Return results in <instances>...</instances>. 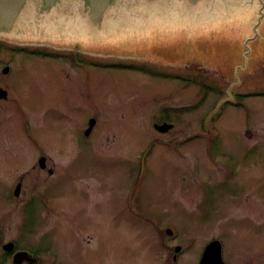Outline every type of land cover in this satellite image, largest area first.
Returning a JSON list of instances; mask_svg holds the SVG:
<instances>
[{
  "label": "rangeland",
  "instance_id": "374dc122",
  "mask_svg": "<svg viewBox=\"0 0 264 264\" xmlns=\"http://www.w3.org/2000/svg\"><path fill=\"white\" fill-rule=\"evenodd\" d=\"M191 5L134 4L101 30L62 13L0 33L24 83L18 108L0 104V253L12 240L39 264H166L157 230L129 213L140 201L173 226L176 264H199L212 239L228 264H264V0ZM165 113L175 126L162 133Z\"/></svg>",
  "mask_w": 264,
  "mask_h": 264
},
{
  "label": "water",
  "instance_id": "95a60500",
  "mask_svg": "<svg viewBox=\"0 0 264 264\" xmlns=\"http://www.w3.org/2000/svg\"><path fill=\"white\" fill-rule=\"evenodd\" d=\"M191 6H196L205 0H182ZM148 2V5H157L163 0H0V33L9 34L19 24L26 20L39 16L69 13L84 19L86 22L94 24L98 30L102 29L103 23L110 18L111 14L120 13L134 4ZM8 68H5V72ZM0 90H2L0 88ZM0 93V96L6 95V91ZM96 124V119L89 120V126L85 131L88 135ZM174 126L173 123H155L154 127L160 132H167ZM45 158H41L42 166H45ZM52 172V170H50ZM21 186L17 185L14 195L19 196ZM172 234V230L169 229ZM6 251H12L15 247L13 241L3 245ZM178 246L176 251L179 252ZM176 259V255L174 257ZM14 264H22L27 261L34 264L39 261L38 256H34L27 250H18L13 257ZM200 264H226L222 256V243L219 240L211 241L204 249Z\"/></svg>",
  "mask_w": 264,
  "mask_h": 264
},
{
  "label": "flooded vegetation",
  "instance_id": "af4514ba",
  "mask_svg": "<svg viewBox=\"0 0 264 264\" xmlns=\"http://www.w3.org/2000/svg\"><path fill=\"white\" fill-rule=\"evenodd\" d=\"M4 40V39H1ZM2 44L0 43V46ZM15 51L14 48H9L7 45L1 49L0 47V88L4 91H6V95L4 96H0V104H1V108H18L19 105H21V100L19 99V97H17L16 95L20 96V92L19 89L23 86L24 83L20 82V79L16 78L15 74V69H14V64L16 63L17 59H16V54H14L13 52ZM26 51V49H25ZM39 52V49L38 51ZM26 58L24 59V62L27 61V59L29 58L28 55H30V57L35 56L34 53L31 54H25ZM43 57H46L43 56ZM74 60H77L76 56H74ZM5 68H8V71L5 72ZM46 74V72H45ZM35 80V79H34ZM2 90H0V93H4ZM23 129L25 132L26 137L28 138V142L31 145V147L33 148L34 151V155L36 157V162H39V166L37 165L35 166L40 172H46V165L42 166L41 164V158H45L46 159V149H44L42 147L43 141L37 136L36 133V129L34 128V125L26 120L23 124ZM32 151V152H33ZM46 164V161H45ZM42 178V175H41ZM20 185L22 187V182L18 181L16 183V186ZM135 204L136 209L131 208V205L129 207V213H133L135 216L137 217H141V218H145L148 220V223H150L151 226H153L159 235L160 238V244H161V249L164 250L165 252L163 253L165 255L163 261L166 262V264H173V262L171 260L173 259V256L175 254V249L177 247V245L175 246H169L168 244L166 245V241L168 237H170L171 235L168 233V229L172 228L171 225H167L164 228L161 227L158 224V221L153 220L152 218L150 219V216H148L143 210H142V204H140V201H136ZM141 206V208H140ZM140 208V210H139ZM169 235V236H166ZM171 238V237H170ZM172 239V238H171ZM12 241V240H10ZM9 242V241H7ZM5 242V243H7ZM15 242V247L14 250L11 252L5 251L3 245L5 243H3L2 247H3V252L0 253V264L2 263H6V261H9V264H14L13 261V257H14V253L17 250H20L19 248H17V243ZM172 249V253L170 252V250ZM32 253V252H31ZM33 255H36L34 253H32ZM37 256V255H36ZM170 258V259H169ZM41 262V259L39 260V262L34 263V264H39ZM22 264H29L27 261L23 262Z\"/></svg>",
  "mask_w": 264,
  "mask_h": 264
},
{
  "label": "trees",
  "instance_id": "16d2710c",
  "mask_svg": "<svg viewBox=\"0 0 264 264\" xmlns=\"http://www.w3.org/2000/svg\"><path fill=\"white\" fill-rule=\"evenodd\" d=\"M260 49H262V48H260ZM191 79L192 80H196L195 77L191 78ZM199 85H200L201 91L204 92V94L202 96V99H201V101H203V100H205L207 98V96L209 94V89L207 87L208 84L206 83V81H201L199 83ZM236 98L238 100L237 106H244V100H243L244 97H243V95L242 94H238V95H236ZM201 101H199V103H197V105H195V107L200 105L202 103ZM162 121H174V120L170 119L169 115L167 113H165L163 115ZM154 145H155V141H152V143L147 147V149L145 150V155L146 156L150 154V152L152 151Z\"/></svg>",
  "mask_w": 264,
  "mask_h": 264
}]
</instances>
